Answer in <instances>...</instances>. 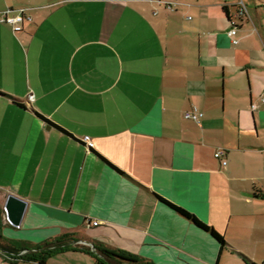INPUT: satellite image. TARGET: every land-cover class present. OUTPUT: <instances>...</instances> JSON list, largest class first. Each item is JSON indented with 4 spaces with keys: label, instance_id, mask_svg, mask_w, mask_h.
Listing matches in <instances>:
<instances>
[{
    "label": "crops",
    "instance_id": "1",
    "mask_svg": "<svg viewBox=\"0 0 264 264\" xmlns=\"http://www.w3.org/2000/svg\"><path fill=\"white\" fill-rule=\"evenodd\" d=\"M238 1L0 0V15H27L18 33L0 22L2 237L81 232L154 264H264V0L244 17ZM9 195L28 202L20 227ZM46 264L99 263L70 249Z\"/></svg>",
    "mask_w": 264,
    "mask_h": 264
},
{
    "label": "trees",
    "instance_id": "2",
    "mask_svg": "<svg viewBox=\"0 0 264 264\" xmlns=\"http://www.w3.org/2000/svg\"><path fill=\"white\" fill-rule=\"evenodd\" d=\"M224 9L225 11H228L227 7ZM0 94L4 93L0 92ZM54 125L63 130V128L59 125ZM162 199L178 213L192 220L196 225L204 230L210 232L219 241L222 247L227 243L222 234L202 222L194 214L176 204L169 202L168 200H165L164 198ZM70 249L82 251L94 256L99 264H154L151 260L143 256H138L124 250L108 247L104 243L94 240L81 232L62 234L56 238L37 244L32 242L19 243L11 239L4 238L0 234V253L7 255L13 264H17L19 262L46 264L50 257ZM21 252H23V254L20 255ZM247 260L249 264H257L254 261L249 259Z\"/></svg>",
    "mask_w": 264,
    "mask_h": 264
},
{
    "label": "built area",
    "instance_id": "3",
    "mask_svg": "<svg viewBox=\"0 0 264 264\" xmlns=\"http://www.w3.org/2000/svg\"><path fill=\"white\" fill-rule=\"evenodd\" d=\"M165 3H167V5H169L170 8H172L173 5L177 4L176 2H172V1H166ZM238 4H239L238 15L240 17L246 16L248 14V8L244 0H239ZM26 19H27V15L25 9H20L16 15H11L9 10L4 11L0 15V22L11 24L15 33H18L24 29V22ZM230 34L232 36H235L237 34L236 27H233L230 30ZM233 42L237 43L238 39H233ZM30 99H33V95H30ZM263 101H264V96H263ZM255 108H256V104H252V109ZM202 116H203V112H200L197 109H191L185 112V118L194 121H199ZM225 156L226 153L224 149H218L215 152V157L219 159L224 165L227 164V159L225 158ZM94 224L97 225L98 222H94Z\"/></svg>",
    "mask_w": 264,
    "mask_h": 264
},
{
    "label": "water",
    "instance_id": "4",
    "mask_svg": "<svg viewBox=\"0 0 264 264\" xmlns=\"http://www.w3.org/2000/svg\"><path fill=\"white\" fill-rule=\"evenodd\" d=\"M28 208V202L18 196L9 195L4 206L7 220L15 227H20Z\"/></svg>",
    "mask_w": 264,
    "mask_h": 264
},
{
    "label": "rangeland",
    "instance_id": "5",
    "mask_svg": "<svg viewBox=\"0 0 264 264\" xmlns=\"http://www.w3.org/2000/svg\"><path fill=\"white\" fill-rule=\"evenodd\" d=\"M191 15H193L194 16V14H191ZM11 229H13V228H11ZM13 230H15V229H13ZM257 264H262V262H260L259 260H258V262H256Z\"/></svg>",
    "mask_w": 264,
    "mask_h": 264
}]
</instances>
